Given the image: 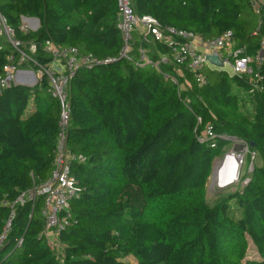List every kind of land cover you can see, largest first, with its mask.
Segmentation results:
<instances>
[{"label":"trees","instance_id":"obj_1","mask_svg":"<svg viewBox=\"0 0 264 264\" xmlns=\"http://www.w3.org/2000/svg\"><path fill=\"white\" fill-rule=\"evenodd\" d=\"M133 3L139 16L205 39L231 31L250 55L264 39V12L256 14L251 0ZM0 12L19 39L38 44L35 57L43 63L47 40L115 60L79 70L69 84L67 146L87 163L72 170L81 196L71 204L72 225L59 235L61 255L41 237L38 197L15 206L0 264H264V65L259 91L247 77L203 70L200 85L185 68L162 65L179 78L180 91L152 65L121 58L116 0H0ZM23 18L39 19V29L21 32ZM11 54V46L0 45V75ZM60 119L47 78L34 89L12 85L0 93V203L13 204L51 178ZM208 126L255 153L242 187L215 207L207 203L208 182L227 144L200 141ZM230 201L241 210L238 219L227 212ZM12 213L0 205V240ZM251 244L257 259L248 256Z\"/></svg>","mask_w":264,"mask_h":264},{"label":"built area","instance_id":"obj_2","mask_svg":"<svg viewBox=\"0 0 264 264\" xmlns=\"http://www.w3.org/2000/svg\"><path fill=\"white\" fill-rule=\"evenodd\" d=\"M116 1L118 29L124 42L121 58L134 62L138 67L152 65L161 73H163L162 65L173 66L180 72L181 68H185L195 75L200 85L206 83L203 70H217L226 72L231 77H247L252 83L253 90L259 91L262 88L264 39L257 52L250 55L247 47L238 45L231 31L217 38L205 39L197 33L165 27L153 16H139L135 11L133 0ZM251 5L256 14H263L264 0H251ZM25 22L20 28L23 33H27L33 28L30 29L28 24L36 25L34 20H25ZM136 34L140 38L139 43L134 39ZM150 43L165 46L167 52L153 49ZM146 44H149L150 48H146ZM0 45L2 48L4 45H9L13 51V54L9 55L3 65V72L0 75V93L12 85H39L44 78H47L52 96L58 99L61 104L60 132L51 178L41 186L23 193L13 204L0 203V205H9L13 210L11 219L6 223L5 232L1 237L0 248L11 230L15 206L24 205L28 201H35L38 197H42L44 204L42 216L45 219V228L41 237L54 250L59 249L61 248L59 235L72 225L74 219L71 204L81 196L78 179L72 170L76 164L87 163L86 156L71 151L67 146L71 119L68 100L69 84L79 70L94 69L103 64L113 63L115 60H100L93 54H83L78 48L61 46L47 40L42 48L49 61L43 63L35 57L38 53V44L19 39L16 30L1 12ZM152 53H156L158 56L157 61L152 59ZM208 56L218 57L222 65L211 62ZM226 67H229V70H226ZM163 74L178 86L180 91L184 89L175 74L171 72ZM199 121L201 122L200 119ZM200 141L207 142L211 148H217L220 141L233 144V148L214 163L210 179L219 190L230 189L241 184L245 175L243 169L246 160L251 158L253 162L255 159V153L251 151L249 144L236 136L218 135L210 126L205 129ZM237 146H242V149L236 151ZM232 152L235 153L239 161L234 171L227 165L228 155ZM252 169L253 167L250 166L248 172H251ZM246 183L247 181L244 182V184Z\"/></svg>","mask_w":264,"mask_h":264},{"label":"rangeland","instance_id":"obj_3","mask_svg":"<svg viewBox=\"0 0 264 264\" xmlns=\"http://www.w3.org/2000/svg\"><path fill=\"white\" fill-rule=\"evenodd\" d=\"M258 18V17H257ZM23 22V25L26 23L25 20L23 19L22 20ZM28 26L30 27H34V24L33 23H30L28 24ZM31 31H34L31 29ZM138 43L140 41V38L138 37V35L136 34L135 35V38H134ZM146 48H150V45L149 44H146L145 45ZM226 70H229V67H226L225 68ZM31 89H34L31 88ZM236 92L240 93L241 95H244L245 97H247V93L237 89ZM250 105V104H249ZM32 111V103H30L26 113H25V116H27L28 114H30ZM233 148V144L232 143H229L226 145V147L223 149V154L222 155H225L227 154L231 149ZM221 155V156H222ZM218 159V158H217ZM216 159L215 162H217L218 160ZM252 159L248 158L246 160V165L243 169V174H246L248 171H249V167L250 166H253L252 163H251ZM254 161V160H253ZM243 184H238L237 186H234L230 189H224V190H219L215 187V185L213 184V181L211 179H209V182H208V194H207V203L209 204L210 207H215L219 204H221L225 199H227L231 194H234L236 191H238L242 186ZM227 212L229 213V215L235 219H238L240 216H241V210L239 209L238 205L235 203V201H230L229 202V207L227 209ZM55 252L58 254V255H61L62 251H61V248L59 249H55ZM249 258L251 259H257L259 258V255L255 249V247L251 244L250 246V249H249ZM126 261L130 262V263H133L135 262L133 258H127Z\"/></svg>","mask_w":264,"mask_h":264},{"label":"water","instance_id":"obj_4","mask_svg":"<svg viewBox=\"0 0 264 264\" xmlns=\"http://www.w3.org/2000/svg\"><path fill=\"white\" fill-rule=\"evenodd\" d=\"M24 19H25L26 21L34 20V21L36 22V25L32 28V30L37 31V30L39 29V27H40V20H39V19H37V18H24ZM208 59H209L211 62H213V63H215V64H217V65H222V63L220 62V60H219L218 57H216V56H208ZM18 85H20V84H18ZM21 86H26V87H28V88H33V87H36V86H38V85H35V86L21 85ZM241 149H242V146H237V147L235 148L236 151H240Z\"/></svg>","mask_w":264,"mask_h":264},{"label":"bare ground","instance_id":"obj_5","mask_svg":"<svg viewBox=\"0 0 264 264\" xmlns=\"http://www.w3.org/2000/svg\"><path fill=\"white\" fill-rule=\"evenodd\" d=\"M238 164H239V161L237 157L235 156V153L234 152L230 153L227 158V165L230 166L232 170L234 171L237 168ZM230 178H232L231 175H230Z\"/></svg>","mask_w":264,"mask_h":264}]
</instances>
